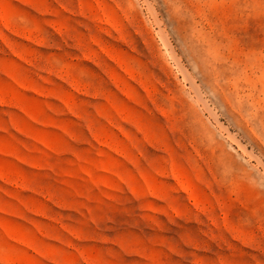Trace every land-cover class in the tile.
<instances>
[{"label":"rangeland","instance_id":"rangeland-1","mask_svg":"<svg viewBox=\"0 0 264 264\" xmlns=\"http://www.w3.org/2000/svg\"><path fill=\"white\" fill-rule=\"evenodd\" d=\"M0 264H264V0H0Z\"/></svg>","mask_w":264,"mask_h":264}]
</instances>
